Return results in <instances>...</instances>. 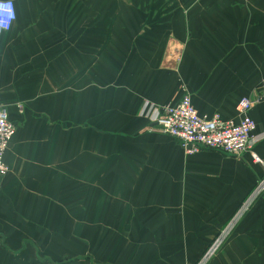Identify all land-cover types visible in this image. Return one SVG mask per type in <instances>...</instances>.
<instances>
[{
	"label": "crops",
	"instance_id": "1",
	"mask_svg": "<svg viewBox=\"0 0 264 264\" xmlns=\"http://www.w3.org/2000/svg\"><path fill=\"white\" fill-rule=\"evenodd\" d=\"M13 1L0 264H197L226 232L209 264H264L263 168L187 155L141 114L189 95L238 122L264 97V0ZM250 116L264 133V100Z\"/></svg>",
	"mask_w": 264,
	"mask_h": 264
},
{
	"label": "built area",
	"instance_id": "2",
	"mask_svg": "<svg viewBox=\"0 0 264 264\" xmlns=\"http://www.w3.org/2000/svg\"><path fill=\"white\" fill-rule=\"evenodd\" d=\"M16 19L15 2L0 0V39L4 33L11 30ZM262 88L264 91V80ZM262 100L264 97L257 100L241 99L237 105L241 116L238 122L224 120L219 114H201L194 107L189 95H184L177 103L162 110L146 104L141 114L160 131L176 139L187 155H196L202 151H220L237 157L248 154L252 164L263 168V176L252 194L255 197L264 193V161L255 150L256 145L264 140V133H257V124L251 118L250 111ZM15 132L16 126L10 120L7 108L0 104V176L9 172L4 157ZM248 205L249 203L244 205L242 211H245ZM220 244L219 238L197 264H208Z\"/></svg>",
	"mask_w": 264,
	"mask_h": 264
},
{
	"label": "rangeland",
	"instance_id": "3",
	"mask_svg": "<svg viewBox=\"0 0 264 264\" xmlns=\"http://www.w3.org/2000/svg\"><path fill=\"white\" fill-rule=\"evenodd\" d=\"M0 104H1V103H0ZM228 233H229V232H226V233H224L222 236H220V241H221V242H223L224 239L229 235ZM215 242H216V241L214 240V242L212 243V245H213ZM212 245H211V247H212ZM211 247H210V248H211ZM206 252H207V251H206ZM206 252H205V253H206ZM205 253H204V254H205ZM204 254H203V255H204ZM208 264H209V263H208Z\"/></svg>",
	"mask_w": 264,
	"mask_h": 264
},
{
	"label": "bare ground",
	"instance_id": "4",
	"mask_svg": "<svg viewBox=\"0 0 264 264\" xmlns=\"http://www.w3.org/2000/svg\"><path fill=\"white\" fill-rule=\"evenodd\" d=\"M116 221V220H115ZM117 223H118V221H117Z\"/></svg>",
	"mask_w": 264,
	"mask_h": 264
}]
</instances>
